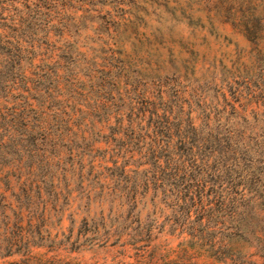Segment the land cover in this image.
Masks as SVG:
<instances>
[{
  "label": "trees",
  "instance_id": "trees-1",
  "mask_svg": "<svg viewBox=\"0 0 264 264\" xmlns=\"http://www.w3.org/2000/svg\"><path fill=\"white\" fill-rule=\"evenodd\" d=\"M190 2L172 4L191 12ZM140 4L0 0V258L54 245L44 222L79 199L91 217L132 219L104 243L142 248L164 229L181 255L215 263L243 244L264 248V72L203 99L154 79L137 90L140 70L108 43L124 48L148 16ZM202 5L246 39L264 35V1ZM85 19L95 36H82ZM79 238L71 235L70 250Z\"/></svg>",
  "mask_w": 264,
  "mask_h": 264
},
{
  "label": "rangeland",
  "instance_id": "rangeland-1",
  "mask_svg": "<svg viewBox=\"0 0 264 264\" xmlns=\"http://www.w3.org/2000/svg\"><path fill=\"white\" fill-rule=\"evenodd\" d=\"M173 1L140 0L138 8H142V13L148 16L141 18L126 34L128 43L124 48L116 41L108 43L113 53L121 50L122 53H115L119 59L129 61L134 69L140 70L141 75L134 82L137 90H142L145 84L154 79L168 82L173 88L178 85L195 98L203 99L212 97L221 83L223 86L228 82L239 85L249 77L256 76V73L264 72L263 33H259L262 36L259 39L248 37L249 41L227 23H222L215 11H209L204 5L197 6L200 0H191L186 4L192 9L191 12L177 9ZM256 1L261 5L264 0ZM106 7L109 8V4ZM194 10L203 15L201 21L194 20L190 15ZM83 21L79 27L84 28L86 24L88 27L90 22L87 19ZM95 34L96 31L88 27L82 36L90 38ZM100 36L107 39L103 34ZM91 43L94 48L97 47L96 43ZM75 189L76 186L73 191ZM61 209L62 214L52 215L44 222L54 245L42 242V246L31 247L30 258L13 254L1 257L0 264H50L57 258L69 260L72 264H148L152 261L164 264L169 260H176L175 264H192L186 258L207 264H264V248H251L245 244L232 260L220 263L204 257L181 255L177 246L179 238L164 229H153L149 240L140 243L146 244L142 248L121 245L120 242L104 243L102 239L115 237L116 231L113 229H120L123 223L132 225V219H125L123 213L110 214L104 219H99L97 215L91 217L92 213L84 214L85 206L81 199L69 206L61 203ZM151 211L152 208L147 205L140 210L145 222L152 218L145 216ZM125 232L128 233V230ZM75 233L79 234L81 245L70 250L69 239Z\"/></svg>",
  "mask_w": 264,
  "mask_h": 264
}]
</instances>
